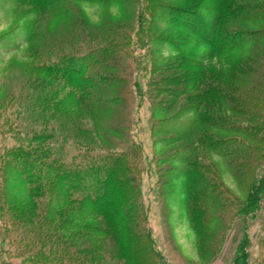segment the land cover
<instances>
[{"label": "trees", "instance_id": "trees-1", "mask_svg": "<svg viewBox=\"0 0 264 264\" xmlns=\"http://www.w3.org/2000/svg\"><path fill=\"white\" fill-rule=\"evenodd\" d=\"M27 1L43 17L60 1L102 5L110 0ZM164 1L148 4L163 7ZM192 1L174 0L176 5L169 6L165 15L172 31L160 43L173 52L161 57L150 72L154 84L148 85L146 96L155 91L161 99L152 105L153 128L156 132L164 122H178L191 112L195 117L169 130L163 148L179 145L168 155L171 168L166 171L183 182L187 217L201 256L218 259L230 235L244 233L249 227L246 218L253 221L262 212L257 250L248 260L249 243L242 234L234 264H264V21L255 30L232 26L257 24L264 1ZM206 3H210L208 14L197 12ZM37 25L28 32L27 44L35 40ZM79 36L81 49L78 41L70 43L74 56L37 66L36 76L22 84L0 86L6 98L0 101V239L8 245V254L25 256L22 264H162L156 243L143 229L144 209L127 201L126 156L113 152L100 156L92 146L73 139L78 150L69 158L62 146L68 143L62 135L64 126L43 116L52 111L62 118L75 108L109 112L119 102L107 96L116 87L117 81L111 84L115 78L99 76L93 65L102 58L116 60L113 53L121 51L119 44L96 41L89 32ZM249 44L255 52L244 68L242 60L229 74L211 67L213 60L236 57ZM123 94L126 100L132 97L130 91ZM106 130L119 134L117 126ZM82 132L91 139L89 131ZM9 134L17 136L11 137L12 145L4 143ZM96 135L106 137L102 131ZM212 155L227 160L236 179L250 173L246 200L221 186ZM11 178L19 180L15 191ZM128 183L135 189L132 180ZM54 193L60 196L56 206ZM87 236L95 241L88 242Z\"/></svg>", "mask_w": 264, "mask_h": 264}, {"label": "rangeland", "instance_id": "rangeland-1", "mask_svg": "<svg viewBox=\"0 0 264 264\" xmlns=\"http://www.w3.org/2000/svg\"><path fill=\"white\" fill-rule=\"evenodd\" d=\"M197 1L200 0L192 2ZM25 2L0 0V86L5 82L8 86L22 84L28 77L36 76L37 66L44 63L50 65L63 55L74 56L75 53L72 52L74 48L70 49V43L75 44L78 41L79 48H82L79 36L81 31L89 32V37L93 36L96 41L117 42L121 51L116 49L117 52L113 53L117 56L116 60L102 58L93 64L99 76L115 78L111 84L117 81L116 87L110 90L107 96L112 99L119 98V102L114 104L109 112L87 113L81 108H75L62 118L51 115L52 111L43 115L50 123L64 126L62 135L68 141L62 145L65 154L69 158L76 154L78 146L71 142L74 139L73 142L92 146L100 156L110 152L126 156L123 168L129 190L127 201L132 200L144 209L147 222L143 229L150 232L151 239L156 243L155 250L163 257L162 264H234L235 246L242 234L246 235L249 243V246L245 247L249 260L252 253L257 250L261 237L262 212L256 214L258 220L256 218L251 221L250 217L246 218L249 227L244 233L240 234L237 231L230 235L218 259L210 260L209 254L205 257L202 254V257L198 249V237L192 231L187 217L183 182L181 179L171 178L166 171L171 168L167 165V157L179 145L174 144L164 149L163 140L169 136V130L187 124L191 118L193 120L195 117L192 112L182 116L178 122H174L175 119L164 122L156 132L153 128L152 105L161 102V99L155 91L151 97L146 96V89L148 85L154 84L150 81L151 69L157 66L161 57H170L173 52L170 47L160 42L172 31V27L165 20V15L170 9L169 6L176 5L174 0L164 1L163 7L148 4V0H139L137 4L135 0H110L102 5L60 1L57 2L59 4L54 3L47 8L43 17L33 10L30 1ZM209 4H204L197 12L208 14ZM136 10L142 15L140 23L137 16L135 17ZM75 21L82 24L75 25ZM263 21L264 11L258 17V25L234 23L232 26L255 30ZM36 23L38 25L35 40L27 44V34L34 30L33 27L36 29ZM72 38L75 39L67 40ZM254 52L249 44L236 57H221L210 64L211 67L222 70L224 74H229L237 68L239 61H243L242 67L250 63L249 57L253 56ZM127 91L132 93L128 100L123 94ZM165 98L168 99V95ZM5 99L0 88V101ZM109 126H117L119 134L106 130ZM82 130L89 131L90 140ZM99 131L106 134V137L97 138L96 133ZM11 137L17 136L6 135L7 140L4 143L12 145L14 139ZM212 161L220 175L221 186L236 198L246 200L251 184L250 173L236 179L227 166V160L212 155ZM11 173L15 175L14 170H11ZM129 179L133 181L135 187L133 190L128 183ZM12 180L11 178L10 187L15 191L19 180L18 178ZM53 197L56 206L60 196L54 193ZM87 237L88 242L95 241L91 236ZM2 240L0 239V264H22L25 256L8 254L9 247ZM105 245L109 246L108 243Z\"/></svg>", "mask_w": 264, "mask_h": 264}]
</instances>
